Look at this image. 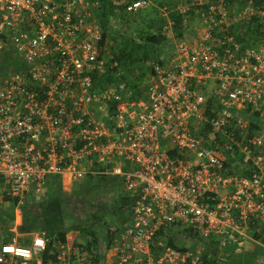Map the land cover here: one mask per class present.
<instances>
[{
  "label": "built area",
  "instance_id": "2783aa9c",
  "mask_svg": "<svg viewBox=\"0 0 264 264\" xmlns=\"http://www.w3.org/2000/svg\"><path fill=\"white\" fill-rule=\"evenodd\" d=\"M97 8L0 0V53L24 65L0 79V221L53 180L76 196L87 176L118 177L128 208L114 221L67 203L63 243L15 233L0 264H229L249 245L264 264V9L186 1L183 35L138 96L101 43Z\"/></svg>",
  "mask_w": 264,
  "mask_h": 264
},
{
  "label": "trees",
  "instance_id": "16d2710c",
  "mask_svg": "<svg viewBox=\"0 0 264 264\" xmlns=\"http://www.w3.org/2000/svg\"><path fill=\"white\" fill-rule=\"evenodd\" d=\"M91 1L98 5L95 13L103 32L101 43L107 40L110 31L114 32L116 37L122 42V46L116 51L109 48V53L111 57L118 61L123 72L126 66H131L133 63H136V61L144 63L149 69L150 61L152 59H157L161 55L164 47L167 46L168 39L161 29L162 27L153 31L151 26L152 19H150L145 26L138 25V18L140 17L141 19L142 11H133L131 9L130 3L133 0H127L125 5L115 0ZM150 1H153L154 5L156 4L160 7L164 4L168 5V8L174 6L171 5L169 0ZM253 2L255 5L260 6L261 9H264V0H253ZM152 10H154V13L158 12L156 7ZM117 12H120V14L116 17L117 19H114ZM168 19L172 21V29L177 33L178 38L181 37L184 31L183 15L175 11L169 14ZM118 22L123 23L125 28L118 26ZM128 24H132L134 27H130ZM150 50L152 52H150ZM23 67L24 65L20 57L11 50L0 53V79L13 73H19ZM124 78L127 84L132 86L131 88L136 95L139 96L141 92H143L140 91L134 83H132V85L129 84V77L124 75ZM85 180V186L80 187L78 191L74 192L76 196L67 195L66 191L62 189L61 183L57 180H53L51 186L46 190L44 195H38L36 197L32 206L22 209L17 216H15L12 211L8 212L7 219L0 221V240L2 239L4 242L10 241L15 233L29 234L38 232L43 234L47 250L55 243H63L66 234L70 230L66 227L64 222L63 207L67 203L74 201L78 203V208H82L85 205L86 207L88 205H93L95 209H99L101 212L107 211L111 213L116 219L119 218L122 212L127 210L129 201L126 196L122 195V192H120L119 195V205L117 203L115 205H98L87 200V195L93 184H98L100 186L107 183L108 180H112L118 182L120 185L118 177L106 175L94 177L87 176ZM99 216H101V213L99 215L96 211H90L88 220L102 222L103 219ZM79 227L84 233L89 235L93 234L92 224L86 222V225L84 224L82 226V224H80ZM109 234L111 235L112 232L109 231ZM262 241L264 242V234L262 235ZM20 242L24 244L28 241L22 240ZM257 251L261 252L256 246V248L249 253H255ZM231 258L232 257H230V260Z\"/></svg>",
  "mask_w": 264,
  "mask_h": 264
},
{
  "label": "rangeland",
  "instance_id": "374dc122",
  "mask_svg": "<svg viewBox=\"0 0 264 264\" xmlns=\"http://www.w3.org/2000/svg\"><path fill=\"white\" fill-rule=\"evenodd\" d=\"M116 2H119L122 5H125L127 0H115ZM137 1V0H135ZM134 0L130 3V7H132L131 9L133 11H142V17L140 19V17L138 18V25H143L145 26L147 24V22L152 19V30H157L159 28L162 29V31L164 32V34L166 35L168 41H167V45L170 43H174L177 42L178 40V36L177 33L175 31H173L172 29V24L170 23V19H168V16L170 13L177 11L176 9L179 7H182L184 5V3H186V1L188 0H175L174 3L171 5L173 7L168 8V5H162L161 7L158 5H154L153 1L147 0V4H145V6L142 7H133V3L135 2ZM170 2V0H169ZM124 3V4H123ZM154 7H156L158 9L157 13H154ZM168 8V9H167ZM120 10V9H119ZM120 12L116 13V16H114V19H117L116 17L119 16ZM118 26H121L122 28H125V25H123V23L118 22L117 23ZM128 26L130 27H134V25L132 24H128ZM185 30V29H184ZM184 32V31H183ZM183 35V33H182ZM181 35V36H182ZM180 38V37H179ZM121 40L118 39V37H116V35L114 34V32L110 31L108 36H107V48H110L111 50L113 49L114 51L118 50L121 46H122V42H120ZM170 42V43H169ZM150 52H152L150 50ZM137 54L139 55V53L137 52ZM124 75L129 77L127 80L130 82L129 84L132 85V83H134L135 85H137V88L140 91L145 90L146 87V83L148 81V68L144 63H140L138 61H136V63H133L131 66H126L124 68ZM132 87V86H131ZM98 183V182H97ZM77 184H74L73 187H75ZM66 194H68L69 191L65 190ZM121 188L118 182L112 181V180H108L107 183L103 184V185H98V184H93V186L90 188V192L87 195V200H89L90 202H93L95 204H107V205H115L116 203L118 204V200H119V195H120ZM119 205V204H118ZM11 207V205H10ZM103 216H105V218L108 216L109 218L113 219L115 217L112 216L111 213L109 212H104ZM115 221V220H114ZM256 248L255 245H249V248L247 250L243 249L240 251V253L237 252H233L229 257V264H253V261L255 260V257L258 256L259 251L255 252V253H249L251 251H253ZM258 248V247H257Z\"/></svg>",
  "mask_w": 264,
  "mask_h": 264
},
{
  "label": "crops",
  "instance_id": "0c3cea01",
  "mask_svg": "<svg viewBox=\"0 0 264 264\" xmlns=\"http://www.w3.org/2000/svg\"><path fill=\"white\" fill-rule=\"evenodd\" d=\"M174 1H175V0H170V3L172 2V4H173ZM65 180H66V179H65ZM66 188L69 189L68 184H67L66 181H65L63 189H64V190H67ZM67 191H68V190H67Z\"/></svg>",
  "mask_w": 264,
  "mask_h": 264
}]
</instances>
